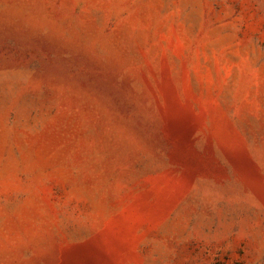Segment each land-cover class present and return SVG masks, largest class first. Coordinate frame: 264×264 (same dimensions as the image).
<instances>
[{"label": "rangeland", "instance_id": "obj_1", "mask_svg": "<svg viewBox=\"0 0 264 264\" xmlns=\"http://www.w3.org/2000/svg\"><path fill=\"white\" fill-rule=\"evenodd\" d=\"M0 264H264V0H0Z\"/></svg>", "mask_w": 264, "mask_h": 264}]
</instances>
